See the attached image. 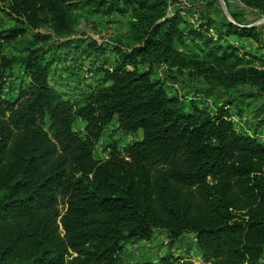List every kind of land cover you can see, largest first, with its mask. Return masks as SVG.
Listing matches in <instances>:
<instances>
[{"label":"trees","instance_id":"obj_1","mask_svg":"<svg viewBox=\"0 0 264 264\" xmlns=\"http://www.w3.org/2000/svg\"><path fill=\"white\" fill-rule=\"evenodd\" d=\"M239 1L264 13V0ZM0 5L14 24L0 32V47L22 40L26 30L33 44L67 43L87 14L132 18L129 47L115 46L116 67L80 105L49 86L40 49L21 57L0 53V264H121L125 244L158 233L168 238L159 264H194L172 252L185 236L194 239L202 264H262L264 141L234 130L228 101L200 109L167 94L136 66L163 64L227 91L264 94V43L257 55L216 44L220 54L182 53L178 12L161 0ZM228 32L259 42L254 30L225 23L216 29L218 37ZM15 68L26 80L11 99L3 92ZM76 122L84 124L82 132ZM113 122L122 135L141 131L142 138L120 150L113 142L98 161L94 149Z\"/></svg>","mask_w":264,"mask_h":264},{"label":"rangeland","instance_id":"obj_2","mask_svg":"<svg viewBox=\"0 0 264 264\" xmlns=\"http://www.w3.org/2000/svg\"><path fill=\"white\" fill-rule=\"evenodd\" d=\"M170 13L178 12V27L182 32L177 49L188 55L203 57L207 53L220 54L215 44L222 47L228 45L241 49L242 52L259 54L264 43V13H257L245 8L239 0H161ZM131 13L119 14L112 11L107 15L87 14L81 21L77 32L70 41H46L33 44L29 30L21 40L3 44L0 53L8 57L23 56L28 48L40 49L48 64V84L62 98L72 105L83 103L86 95L93 93L102 85L105 72H112L118 63L115 46L129 47ZM243 27L258 34L259 42L252 38H241L232 32L217 36L216 29L221 25ZM13 21L0 5V32L13 27ZM235 29V28H234ZM206 30V32H205ZM223 30V29H222ZM199 32L200 36L189 34ZM225 29L222 31L225 33ZM235 31V30H233ZM212 39V44H206ZM220 38V42H218ZM1 42V41H0ZM262 47V48H260ZM264 50V49H263ZM139 71H149L150 77L163 84L167 94L182 97L188 103L207 111H214L224 102H229L230 122L238 133L257 137L264 141V94L256 90L240 88L227 91L217 84L204 83L201 79H191L186 72L170 71L163 64L147 68L138 64ZM127 70L133 66L126 65ZM14 78L6 84L3 92L7 98H15L21 87V80H26L22 68L13 70ZM26 82V81H25ZM84 124L76 122L74 129L82 132ZM142 138L141 131L134 135H122L113 122L98 141L94 149V157L98 161L109 155L107 146L116 142L118 149ZM168 238L164 233L156 234L150 241L128 242L120 255L121 264L152 263L159 264L161 257L167 253ZM175 256L194 264H202L194 239L185 236L172 248ZM200 258V257H199ZM264 264V256L262 259Z\"/></svg>","mask_w":264,"mask_h":264},{"label":"built area","instance_id":"obj_3","mask_svg":"<svg viewBox=\"0 0 264 264\" xmlns=\"http://www.w3.org/2000/svg\"><path fill=\"white\" fill-rule=\"evenodd\" d=\"M198 259H200L199 257H197ZM202 263V262H201ZM124 264H126V263H124Z\"/></svg>","mask_w":264,"mask_h":264}]
</instances>
